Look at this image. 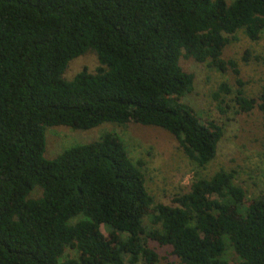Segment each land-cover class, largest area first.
Returning <instances> with one entry per match:
<instances>
[{
	"label": "trees",
	"instance_id": "16d2710c",
	"mask_svg": "<svg viewBox=\"0 0 264 264\" xmlns=\"http://www.w3.org/2000/svg\"><path fill=\"white\" fill-rule=\"evenodd\" d=\"M228 2L0 0V264H158L149 240L180 264H232L231 252L235 264H264V198L246 200L234 172L196 175L164 205L113 132L44 156L50 128L134 123L174 136L205 170L224 129L183 102L195 82L183 59L232 72L237 90L222 83L214 99L234 95L236 113L258 109L264 126V92L247 96L237 61L224 59L239 32L261 40L264 0ZM90 51L96 72L66 80Z\"/></svg>",
	"mask_w": 264,
	"mask_h": 264
},
{
	"label": "rangeland",
	"instance_id": "374dc122",
	"mask_svg": "<svg viewBox=\"0 0 264 264\" xmlns=\"http://www.w3.org/2000/svg\"><path fill=\"white\" fill-rule=\"evenodd\" d=\"M246 52L250 54L249 61L243 60ZM224 59L237 61L241 79L246 83L247 96L258 98L264 92V34L261 40L253 42L243 32H239L237 41L226 48ZM99 66L98 56L90 51L71 62L65 79L72 80L84 69L94 73ZM182 66L186 72L195 76L193 91L183 102L191 106L204 123L215 121L224 129L217 157L205 170L198 169L187 158L174 136L159 128L134 123L125 127L106 123L89 131H76L67 127L50 128L46 136L45 158L53 160L72 146L90 144L113 132L123 140L132 161L143 163L142 170L148 192L158 204L173 205L177 195L190 191L196 175L210 178L221 170L235 173V184L245 190L246 200L264 198L262 114L258 109L249 115L237 114L233 103L234 95L224 96L225 103L221 99H214V94L222 83L229 84L234 91L237 90L232 72L223 74L191 59H183ZM222 108L225 113L221 112ZM30 196L40 198L42 190L36 187ZM145 222L150 228L149 222ZM102 232L108 234L104 227ZM148 246L159 255L158 264H180L171 254V248L159 246L151 240L148 241ZM65 257L74 258L76 252L68 249ZM228 258L232 264L237 261L233 252Z\"/></svg>",
	"mask_w": 264,
	"mask_h": 264
}]
</instances>
